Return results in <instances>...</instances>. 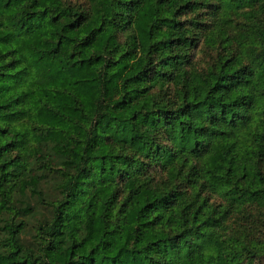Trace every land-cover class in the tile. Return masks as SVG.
Returning a JSON list of instances; mask_svg holds the SVG:
<instances>
[{"label":"trees","instance_id":"obj_1","mask_svg":"<svg viewBox=\"0 0 264 264\" xmlns=\"http://www.w3.org/2000/svg\"><path fill=\"white\" fill-rule=\"evenodd\" d=\"M212 1L0 0V264L254 263L227 220L264 207V0Z\"/></svg>","mask_w":264,"mask_h":264},{"label":"rangeland","instance_id":"obj_2","mask_svg":"<svg viewBox=\"0 0 264 264\" xmlns=\"http://www.w3.org/2000/svg\"><path fill=\"white\" fill-rule=\"evenodd\" d=\"M75 1H77V3H86V0ZM215 3L216 1L213 0L207 9L201 10V17H203V19L207 21H212L214 19V13H216ZM236 19L237 22L245 21V18L242 16H236ZM258 19L264 21V10L257 13L254 21ZM235 31L236 29H233V32ZM222 50V44L213 43L211 40H206L204 36H201L194 48L193 63L199 69H207L215 64L218 54ZM47 186L49 187H46L48 193H50L52 197L56 196L58 190L56 189V179L54 177L48 179ZM25 198L29 199V196L27 195ZM20 205H23V203H20ZM50 216V208L40 205H38L32 213L20 216V219H23L24 223L20 238L24 246L36 244L35 224L38 220L49 218ZM7 217L9 218L8 215ZM3 218L4 216L0 215V225L3 224ZM227 223L229 224V232L235 233L236 236H239L250 245L256 246L257 256L252 264H264V207L255 203L248 204L242 208L236 207L233 209ZM5 235L6 233L0 229V250H5L9 247L4 242Z\"/></svg>","mask_w":264,"mask_h":264}]
</instances>
